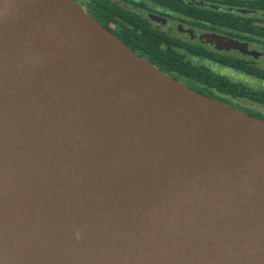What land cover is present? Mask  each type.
I'll return each instance as SVG.
<instances>
[{
    "label": "water",
    "instance_id": "water-1",
    "mask_svg": "<svg viewBox=\"0 0 264 264\" xmlns=\"http://www.w3.org/2000/svg\"><path fill=\"white\" fill-rule=\"evenodd\" d=\"M0 264H264V119L0 0Z\"/></svg>",
    "mask_w": 264,
    "mask_h": 264
},
{
    "label": "flooded vegetation",
    "instance_id": "flooded-vegetation-1",
    "mask_svg": "<svg viewBox=\"0 0 264 264\" xmlns=\"http://www.w3.org/2000/svg\"><path fill=\"white\" fill-rule=\"evenodd\" d=\"M77 3L177 82L264 116L249 96L264 95V0H106L98 17Z\"/></svg>",
    "mask_w": 264,
    "mask_h": 264
},
{
    "label": "trees",
    "instance_id": "trees-1",
    "mask_svg": "<svg viewBox=\"0 0 264 264\" xmlns=\"http://www.w3.org/2000/svg\"><path fill=\"white\" fill-rule=\"evenodd\" d=\"M75 1L80 2L83 5H89L92 8V13L96 17H98L99 5H102V3L105 2L106 0H89V2H86V0H75ZM249 96L251 98H255L257 100V102H264V95H251V94H249ZM247 113L250 114V115H254V116H257L259 118L264 119V116H262L259 113H254V112H247Z\"/></svg>",
    "mask_w": 264,
    "mask_h": 264
}]
</instances>
